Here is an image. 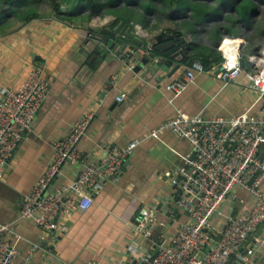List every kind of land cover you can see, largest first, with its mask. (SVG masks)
Instances as JSON below:
<instances>
[{"label":"crops","instance_id":"obj_1","mask_svg":"<svg viewBox=\"0 0 264 264\" xmlns=\"http://www.w3.org/2000/svg\"><path fill=\"white\" fill-rule=\"evenodd\" d=\"M113 11L67 24L47 9L27 21H19L13 31L0 35V94L3 89H16L34 66H42L49 77V90L34 116L32 128L23 133L10 157L9 170L0 179V223L14 221V232L7 238L10 242L17 238L15 264L24 260L27 264H129L127 245L137 238L135 216L141 205L154 210L139 255L150 252L161 235L170 236L178 222L188 218L175 205L179 193L176 190L175 196L170 184L182 173L191 154L189 141L172 130H161L154 135L150 132L174 117L177 110L190 115L201 113L207 118L227 117L247 109L255 113L264 103V100L256 103L257 92L248 81L247 71L223 82L210 66L197 73L179 95L173 96L164 85L181 77L188 65L182 61L186 49L179 59H169L168 54L177 45L165 55L158 54V58L166 56L172 65L162 68L146 65L139 72L133 70L130 62L115 57L90 58L93 52H84L86 32H101L113 24L116 21ZM170 12L162 20L170 21V25H151L148 21L129 28L143 40H155L161 35L162 42H166L170 40L166 36L171 35L178 42L184 36L188 45L191 40L183 27L188 25L186 16L178 17L179 12L173 11V15ZM242 56L247 58L243 53ZM175 65L179 66L172 70ZM121 93L124 98L117 101ZM89 113L92 119L77 142L82 164L103 161L112 146L125 147L134 140L138 144L119 176L102 185L87 210L74 208L60 217L65 228L59 227L52 240L40 227L20 217L21 203L48 167L52 142L65 137L70 126ZM259 152L264 156V143ZM81 166L64 165L54 179L55 184L76 178ZM261 186L264 188V179ZM251 203L247 191L234 187L214 223L219 227L224 225L233 209L242 213ZM248 242L240 247L238 254L246 245L254 244L253 239Z\"/></svg>","mask_w":264,"mask_h":264},{"label":"built area","instance_id":"obj_2","mask_svg":"<svg viewBox=\"0 0 264 264\" xmlns=\"http://www.w3.org/2000/svg\"><path fill=\"white\" fill-rule=\"evenodd\" d=\"M231 39V49L224 42ZM246 45L241 34L229 35L219 42L220 58L210 70H219L223 82L236 79L244 70L239 66L242 49ZM142 54L148 50H142ZM258 54V55H257ZM246 76L257 92L256 103L264 99V41L258 53H248ZM205 69L198 60L191 61L181 77L165 83L173 96L179 95L193 82L197 73ZM49 90V77L42 66H34L26 79L16 88L3 89L0 94V179L9 170V160L24 132L31 130L33 119ZM124 94L116 97L122 101ZM92 119L88 114L75 121L65 137L52 142V158L45 171L25 195L20 217L32 222L55 240V232L65 224L60 217L74 208L87 210L93 196L109 179L119 176L122 163L138 144L134 140L125 147L112 146L103 161L82 164L77 142ZM165 129L189 141L191 154L187 157L181 179L173 178L177 185L175 205L187 212L188 218L178 222L173 234L161 235L150 252L139 255L147 238L154 210L145 205L138 208L134 226L135 241L127 245L134 264H248L259 246L264 244V156L260 146L264 143V105L255 113L247 109L241 113L207 118L201 113L190 115L177 110L174 117L153 129L150 135ZM82 165L73 180L56 185L55 177L64 165ZM239 187L250 194L252 203L242 213L226 216L224 225L218 226L214 218L219 214L232 189ZM176 190L174 189V192ZM262 226V228H261ZM14 232V221L0 223V264H15L18 254L16 241L7 236ZM259 235H261L259 237ZM238 254L240 247L252 240ZM261 259H259L260 261ZM133 261V262H134ZM132 262V263H133ZM20 264H27L24 260ZM255 264V263H252Z\"/></svg>","mask_w":264,"mask_h":264},{"label":"trees","instance_id":"obj_3","mask_svg":"<svg viewBox=\"0 0 264 264\" xmlns=\"http://www.w3.org/2000/svg\"><path fill=\"white\" fill-rule=\"evenodd\" d=\"M41 1L43 0H32L31 5L38 6ZM61 1L50 0L51 9L58 19L67 24L87 21L94 15L107 13L113 9L116 20L125 21L130 26L137 22L145 25L156 14L166 17L167 12L171 10V12L177 11L187 16L186 24L188 25L184 24L183 27L191 34L198 32L197 25L204 27L207 22H211L210 33L215 41L221 38L220 34L223 31L233 35V28L242 21L248 23L250 28L260 35L264 30L262 25L259 29L253 26L254 18L258 14L257 8L263 1L256 3L255 0H63L67 4L64 8L61 7L63 2ZM27 2L28 0H17L15 5L12 4V0H0V35L15 29L9 27L11 18L24 22L37 15L36 10H26ZM8 4H11L12 9ZM227 11L228 13L224 15ZM250 38L249 40H252ZM201 47L205 46L191 40L182 61L198 60L204 69L219 61L220 53L216 49L210 48L204 51Z\"/></svg>","mask_w":264,"mask_h":264},{"label":"water","instance_id":"obj_4","mask_svg":"<svg viewBox=\"0 0 264 264\" xmlns=\"http://www.w3.org/2000/svg\"><path fill=\"white\" fill-rule=\"evenodd\" d=\"M136 33V32H135ZM134 31L129 28V24L125 21L116 20L113 24L108 26L107 28L99 31H88L86 35L88 36L85 39V48L84 52L89 53L91 50L93 54L90 58H95L96 55H100V59H106L115 57L124 61L126 63L130 62L132 64V68L135 72H139L141 68L146 65H152L155 68L162 66H170L172 62L166 59L165 52L171 47L177 45L178 48L168 54L169 59L176 58L179 59L180 55H184V49L187 48L186 38L181 36L178 42H174L172 40V36L168 35L166 38L170 39L169 41L162 42V36H157L155 40L145 39L143 40L140 36L135 34ZM158 42V43H157ZM157 43V44H156ZM142 50H148V53L142 54ZM158 54H163L158 58ZM221 60V59H219ZM189 60L186 61V64H189ZM179 65H175L172 70L176 69ZM239 66L244 70H248V66L246 65V60L244 57H240ZM220 69L216 72L218 73ZM264 100V99H263ZM264 104V103H263ZM262 104V105H263ZM127 164V161L124 160L122 163L121 170L124 168V165ZM181 176L177 177L178 182L180 181ZM173 189H177V185L173 186ZM175 196L178 194L174 193ZM187 214V212L185 211ZM236 213V209H233L230 216L233 217ZM262 228V226H261ZM249 239H252L250 236ZM259 259H261L259 261ZM264 264V244L259 246V251L255 252L251 263ZM135 261L133 262V264ZM146 264V263H143Z\"/></svg>","mask_w":264,"mask_h":264},{"label":"rangeland","instance_id":"obj_5","mask_svg":"<svg viewBox=\"0 0 264 264\" xmlns=\"http://www.w3.org/2000/svg\"><path fill=\"white\" fill-rule=\"evenodd\" d=\"M16 1L17 0H12V4L16 5ZM31 1L32 0H28L27 4L25 6L26 10H29V11L36 10V12H44L47 9H51L50 0H43L40 2V4L38 6L36 4L31 5ZM262 1L264 2V0H255L256 3H259V2L261 3ZM263 2L261 4H259L260 6H258V8H257L258 14L254 18V25L253 26L257 27L256 29H259L261 25L264 26V4H263ZM8 6L11 8V4H8ZM66 6H67L66 2L63 1L61 3V7L64 8ZM14 10H15V13L18 12L16 7H14ZM170 13H171V15H173L172 12H170ZM227 13H228V11L224 15H226ZM181 15L183 16V14L179 13L177 16L179 17ZM157 16H160V15L156 14L155 16H153L149 20L151 25H158V24H160L162 26L165 24L170 25V23H169L170 21H168V20H167L168 22L163 23V21H162L163 16H160L159 18H157ZM186 18H187V16H186ZM75 22H80V21H75ZM19 24H20V22L18 21V19L11 18V25L9 27H11V29H12V28L17 27ZM134 24H136V23H134ZM197 27L199 28L198 32L193 33V34L187 32V36L189 37L190 40H193L195 42L203 44L205 47L204 48L201 47V49H203L204 51L210 50V48L217 49L219 42H221L222 39H224L230 35V33H228L227 31H223L220 34L221 38L218 41H215L212 38L211 33H210V28L212 27L211 22L210 23L207 22L204 27H201L199 25H197ZM232 31L234 32L233 35H235L236 33L241 34L243 36V39L246 42V45L242 49V53L244 56H247V54L249 53V50H248L249 48L253 49L256 53H258L259 50L262 48L263 41H264V30H263L262 35H260L259 33H257L256 30H254L253 28L251 29L248 23H246L245 21H242V22L238 23L233 28ZM250 37L252 38V40H249Z\"/></svg>","mask_w":264,"mask_h":264},{"label":"bare ground","instance_id":"obj_6","mask_svg":"<svg viewBox=\"0 0 264 264\" xmlns=\"http://www.w3.org/2000/svg\"><path fill=\"white\" fill-rule=\"evenodd\" d=\"M233 44H234V42L231 39H227L224 42V46L223 47L226 48V49H231Z\"/></svg>","mask_w":264,"mask_h":264}]
</instances>
